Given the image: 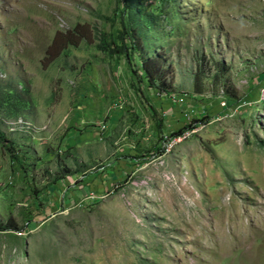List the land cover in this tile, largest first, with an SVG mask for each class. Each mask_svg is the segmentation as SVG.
<instances>
[{
    "label": "rangeland",
    "instance_id": "obj_1",
    "mask_svg": "<svg viewBox=\"0 0 264 264\" xmlns=\"http://www.w3.org/2000/svg\"><path fill=\"white\" fill-rule=\"evenodd\" d=\"M125 1L0 0V264H264V0ZM130 29L142 55L100 48Z\"/></svg>",
    "mask_w": 264,
    "mask_h": 264
},
{
    "label": "crops",
    "instance_id": "obj_2",
    "mask_svg": "<svg viewBox=\"0 0 264 264\" xmlns=\"http://www.w3.org/2000/svg\"><path fill=\"white\" fill-rule=\"evenodd\" d=\"M122 167V165L118 166V173L113 170L112 172L93 174L95 173L93 166L87 170L78 169L74 170L72 174L64 175L53 185V188L56 189L53 207L56 206L60 211L65 212L101 199L103 197L102 192L116 181L117 175L119 180L121 175L119 168ZM90 173L92 174L90 175Z\"/></svg>",
    "mask_w": 264,
    "mask_h": 264
},
{
    "label": "trees",
    "instance_id": "obj_3",
    "mask_svg": "<svg viewBox=\"0 0 264 264\" xmlns=\"http://www.w3.org/2000/svg\"><path fill=\"white\" fill-rule=\"evenodd\" d=\"M125 5L127 9H132V7L135 6L134 0L125 1ZM126 33L127 32H125L123 36H120L119 39L117 38V43H112V42L106 43L104 40H102V42L100 43V48H102L103 51H106L113 56L126 54L127 51L129 50H136L139 53V55H142L141 48L140 49L135 48L136 42L138 41L139 43L140 41L139 35L135 37L137 33L133 29H130L129 31L130 36L126 35ZM164 63H165L164 59L160 54L152 55L150 57L140 56L139 71L143 75L147 84L152 88L153 87L157 88V90L166 89L162 79L164 73L167 72ZM162 91H166V90H162ZM205 120L206 119H203L199 122H192V124H189L185 128L179 130L177 133L173 134V136L181 135L185 130L193 129L195 125L202 123Z\"/></svg>",
    "mask_w": 264,
    "mask_h": 264
},
{
    "label": "bare ground",
    "instance_id": "obj_4",
    "mask_svg": "<svg viewBox=\"0 0 264 264\" xmlns=\"http://www.w3.org/2000/svg\"><path fill=\"white\" fill-rule=\"evenodd\" d=\"M233 218V217H232ZM256 236V235H255ZM260 238H262V237H260ZM247 239V238H246ZM248 240V239H247ZM247 246H245L244 245V242L242 243V246H241V248H240V251H241V253H242V256L246 259V261L248 260L249 262H252L253 263V258L250 256V255H248V253H247ZM254 256H255V254H254ZM256 262V261H255ZM64 264V263H63Z\"/></svg>",
    "mask_w": 264,
    "mask_h": 264
},
{
    "label": "built area",
    "instance_id": "obj_5",
    "mask_svg": "<svg viewBox=\"0 0 264 264\" xmlns=\"http://www.w3.org/2000/svg\"><path fill=\"white\" fill-rule=\"evenodd\" d=\"M174 98H176V97H175V94L173 95L172 99H174ZM220 105H221L220 107H222V110L227 109V107H226V103H225V102H222ZM236 106H237V105H236ZM238 108H240V107H237V108H235V109H238ZM192 131H193V130H190V132H192Z\"/></svg>",
    "mask_w": 264,
    "mask_h": 264
}]
</instances>
